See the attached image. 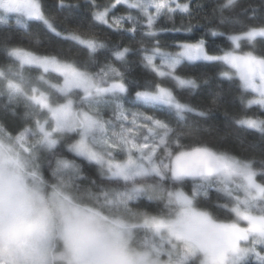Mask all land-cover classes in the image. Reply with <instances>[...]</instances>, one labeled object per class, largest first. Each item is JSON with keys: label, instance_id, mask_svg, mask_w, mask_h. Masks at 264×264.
Instances as JSON below:
<instances>
[{"label": "snow or ice", "instance_id": "1", "mask_svg": "<svg viewBox=\"0 0 264 264\" xmlns=\"http://www.w3.org/2000/svg\"><path fill=\"white\" fill-rule=\"evenodd\" d=\"M239 7L57 0L53 16L43 0H0V109H25L0 122V264H264V159L203 138L221 92L198 104L179 94L196 92L185 70L205 64L264 115V3ZM33 24L70 47L11 44L19 31L39 45ZM132 56L154 79L129 75ZM232 119L264 145V119Z\"/></svg>", "mask_w": 264, "mask_h": 264}, {"label": "trees", "instance_id": "2", "mask_svg": "<svg viewBox=\"0 0 264 264\" xmlns=\"http://www.w3.org/2000/svg\"><path fill=\"white\" fill-rule=\"evenodd\" d=\"M45 6L49 11L52 12L53 16H56L55 5L57 0H43ZM106 2V0H102ZM206 5H210L214 0H203ZM73 4L83 5L85 0H72ZM264 3V0H238V5L240 6L237 11L240 12L241 8H246L248 5H253L257 9H260L261 4ZM77 18H84L86 12L83 8L75 13ZM250 13H242L239 16L240 21L243 24L255 23L257 21H252L249 19ZM59 19V17H57ZM177 23L179 21L177 20ZM219 24V21H217ZM239 27V25H237ZM221 31L226 30L223 26L220 29ZM228 31L232 30V26L229 25L227 28ZM32 31L38 34L40 44L35 43V39L30 40L28 37L23 36L19 31H13L11 33V44L24 47L27 50H32L36 52H55L60 50H67L70 47L68 42L59 40L55 37L50 36L41 29L33 24ZM203 28H198L195 30L194 35H203ZM114 36H109L107 33H101V39H104L106 42H110L114 39ZM168 43L172 42V36L165 35L164 37ZM209 42V47L215 49L217 47H225L226 40L223 38H213L211 36L207 37ZM259 40V38H258ZM3 43V32L0 31V46ZM123 43L127 46L138 48V45H129L128 40H124ZM257 48H264V44H258ZM171 50V49H169ZM247 50V48H245ZM76 59H83L82 56L75 57ZM131 60L133 66L129 72L130 76H135L143 82L145 76L149 79H154L151 73L146 72L145 69L139 64V58L137 56H132ZM4 57L0 53V63H3ZM188 74L192 75L193 78H196L200 87L192 95L186 93H179L181 99L190 101L193 104H198L200 102H208L210 99V93L221 92L222 94L217 99V104L214 105L217 108V111L214 112L212 118L208 121L209 125H212L208 131L203 133V138L208 141L214 147H221L223 149H230L235 155H243L248 158H254L259 165V162L264 159V156L260 154V149L264 147L261 144L259 133H254L246 130L241 133L238 131L237 126L234 124L232 119L233 116H243L245 113L251 116L255 112L256 115H259L260 118L264 119V115H261V110L256 109H243L240 101V91L238 85H230L228 81H221L220 77L217 75V69L212 66L205 64H197L185 70ZM206 74V76L202 75ZM205 78L209 80L208 84L204 83ZM4 103L3 100H0V104ZM16 116H13L11 112L7 114L4 113L3 109H0V122L6 123L9 127H12L14 123L20 122V117H22L25 109L23 104L15 106ZM250 145H255L253 149ZM217 193L213 190L210 192V197L213 204L216 202Z\"/></svg>", "mask_w": 264, "mask_h": 264}]
</instances>
